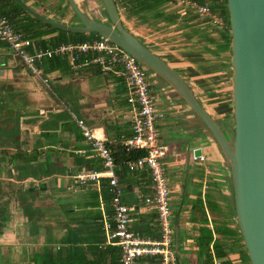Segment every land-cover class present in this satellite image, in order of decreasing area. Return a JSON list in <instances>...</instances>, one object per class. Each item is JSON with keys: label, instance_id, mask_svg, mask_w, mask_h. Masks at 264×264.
Returning a JSON list of instances; mask_svg holds the SVG:
<instances>
[{"label": "crops", "instance_id": "1", "mask_svg": "<svg viewBox=\"0 0 264 264\" xmlns=\"http://www.w3.org/2000/svg\"><path fill=\"white\" fill-rule=\"evenodd\" d=\"M26 1L49 17L69 22L67 10ZM123 1L117 4L127 28L180 73L222 125H230L232 50L216 52L219 27L169 0L138 14L128 12ZM0 9L12 15L17 5L1 0ZM19 15L25 17L22 11ZM42 30L36 24L31 31L40 37L32 38L31 32L29 36L35 46L53 48L37 44L57 34ZM209 37L216 41L208 42ZM90 56L73 60L70 55H55L45 58L34 72L0 39V264H122L121 248L108 239L105 224L113 220L108 177L86 184L75 179L79 172L104 170L78 119L106 137L114 153L123 200L130 207V229L143 238H160L157 210L146 201L154 192L150 171L131 170L124 159L134 116L125 79L104 72L99 64L86 63ZM150 79L157 108L164 113L158 130L161 142L169 146L162 162L178 226L173 245L179 264H211L217 257L213 244L210 257L201 247L205 224L214 239L227 245L235 264H249L243 259L244 240L234 245L232 237L218 233V227L240 231L230 167L218 142L161 79ZM175 123H180L175 130L166 131L171 136L162 137L164 126ZM197 149L201 150L197 155L204 156L200 163L194 156ZM159 258L143 256L137 264H159Z\"/></svg>", "mask_w": 264, "mask_h": 264}, {"label": "water", "instance_id": "2", "mask_svg": "<svg viewBox=\"0 0 264 264\" xmlns=\"http://www.w3.org/2000/svg\"><path fill=\"white\" fill-rule=\"evenodd\" d=\"M37 19L77 33L97 32L134 55L161 79L208 128L228 162L233 208L250 264H264V0H227L232 34L233 119L222 125L190 84L125 25L116 0H100L106 21L92 18L78 0H68L80 23L43 14L16 0ZM201 150L194 152L195 158ZM178 234V226L175 227Z\"/></svg>", "mask_w": 264, "mask_h": 264}, {"label": "built area", "instance_id": "3", "mask_svg": "<svg viewBox=\"0 0 264 264\" xmlns=\"http://www.w3.org/2000/svg\"><path fill=\"white\" fill-rule=\"evenodd\" d=\"M117 1V0H116ZM180 7L195 11L203 17H208L213 24L223 28L226 24L224 16L214 11L210 1L201 0H169ZM1 4V0H0ZM0 39L6 42L12 52L34 72H38V64L45 58L55 55H70L77 60L82 54H92L86 63L99 64L106 73L121 74L127 85L128 102L134 106L133 135L127 139L125 148L128 152L143 150V155L128 160L131 170L148 168L154 184V192L146 198L156 210L160 227L159 239L143 238L129 227L131 221L130 207L123 200V187L116 174V158L106 137L96 129L88 127L84 120L78 119L82 134L87 139L102 160L103 171L89 170L75 175L77 182L86 184L98 182L102 176L108 177L111 191L112 222L106 221L108 239L118 245L122 251V264H137L143 256H159V264H179L178 255L174 249L175 226L169 178L162 159L168 154L169 146L162 143L158 124L164 113L156 104V96L152 90L151 72L134 55L114 44L107 38H97L83 42H68L53 48H35L34 41L22 30L17 29L14 22L0 12ZM195 159H204L197 156ZM222 259L214 256L211 264H222Z\"/></svg>", "mask_w": 264, "mask_h": 264}, {"label": "trees", "instance_id": "4", "mask_svg": "<svg viewBox=\"0 0 264 264\" xmlns=\"http://www.w3.org/2000/svg\"><path fill=\"white\" fill-rule=\"evenodd\" d=\"M9 1L15 2L17 5V9L12 10V12H13L12 15L8 11H5V10L2 11L0 9V12L3 14H6L11 19V21H13L14 23L20 21V23H21L20 25H17V23H15L17 29L28 33V36L30 35L29 32H31L32 38L34 37L35 39L40 37V36H38L39 34L36 31H34V32L31 31L32 27L36 26V24L38 27L44 28V30H42L43 33L44 32L46 33L49 30L52 31V33H57L54 36H51L49 39H40V41H37V44H40L44 47H55V46L59 45L60 43H66L69 41H71V42H83L86 40H93V39L101 38V36L97 32L77 33V32L66 31V30L54 27L51 24L43 22V21L37 19L36 17L32 16L31 14H29V12H27L22 7V5L19 4L16 0H9ZM38 1H40V3L45 2L44 4H46V5L48 4L49 6L50 5L52 6L54 4V6L57 9H59L58 7L61 6V4L57 2L58 0H38ZM163 1H165V0H124L122 3H125L127 5L126 10L128 12H130L132 10L133 12L138 14L141 10L149 12V11L153 10L154 8H157ZM201 1L204 2V0H201ZM63 2L66 3V5H65V9H63L61 12H64L67 7H70L71 10L73 11L68 0H63ZM210 4H211L212 9L214 11L218 12L219 14H221L222 16H224V18L226 20L225 26L223 28H218L219 29L218 32H219L220 38H221V43H218V47L216 48V52L226 51L228 48L230 49L231 43H232L231 23H230V16H229V10H228V2H227V0H212L210 2ZM20 11L25 13V17H20V15H19ZM73 13H75V12L73 11ZM158 15L159 14L157 13L156 16H158ZM25 20L30 21V22L26 21L27 24H25ZM206 40L208 42H215L216 41L214 38H211V37L206 38ZM38 47L39 46H37V45L35 46V43H34V46L32 47V49L33 48L35 49ZM143 153H144L143 150H133V151L128 152V151H126V148H125L124 149V159L126 161H128L130 159H134V158H137V157L143 155ZM101 167L103 168V165ZM198 206H199V204H198ZM205 222L208 223L206 218H205ZM238 228H239V226H238ZM218 233L224 235L225 237H232L234 240V242H233L234 245H237L240 242V240H244L241 231H239V233L236 230L221 231V229L218 227ZM200 241H201L202 249L206 250V252L209 254V257H210V245L213 244V248H214V251H215L217 257L222 259V261H223L222 264H235L234 261L229 258L227 245L224 244V242L221 238L214 239L212 229L209 226H207L206 224L201 227ZM244 248H245V250H243V252L245 254L243 255V257H244L243 259H244L245 263L249 262V264H250V260H249V256H248L245 244H244ZM231 249H233V248H230V250Z\"/></svg>", "mask_w": 264, "mask_h": 264}, {"label": "rangeland", "instance_id": "5", "mask_svg": "<svg viewBox=\"0 0 264 264\" xmlns=\"http://www.w3.org/2000/svg\"><path fill=\"white\" fill-rule=\"evenodd\" d=\"M29 1H31V0H29ZM57 2L61 4V6L58 7L59 8L58 10L62 11L63 9H65L66 3H64L63 0H58ZM78 2L80 3V5L84 9V11H86L92 18H95V19H98V20H102V21H106L107 20V17H106V15L104 13V9L102 7V4H101L100 0H78ZM66 10H67V14L65 16V20H67L69 22L77 23V24L80 23V19L75 15V13H73V11L71 10L70 7H67ZM53 79L54 78H52V80ZM178 124H180V123H175V124H171L169 126H164V129H162V137L171 136V134L167 133L166 131L167 130H175L176 126ZM196 160L199 163L202 162L200 159H196ZM175 197H177V195H175Z\"/></svg>", "mask_w": 264, "mask_h": 264}]
</instances>
